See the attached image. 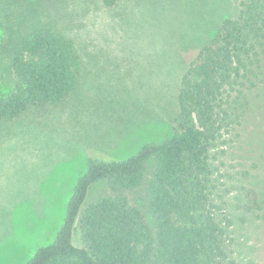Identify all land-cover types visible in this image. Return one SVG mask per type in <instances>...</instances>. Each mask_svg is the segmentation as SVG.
I'll return each mask as SVG.
<instances>
[{
	"label": "rangeland",
	"instance_id": "374dc122",
	"mask_svg": "<svg viewBox=\"0 0 264 264\" xmlns=\"http://www.w3.org/2000/svg\"><path fill=\"white\" fill-rule=\"evenodd\" d=\"M47 1L0 0V94L13 89L7 46L30 22V11L50 9L76 41L83 68L63 105L0 123V264H24L54 240L90 157L125 158L171 134L187 64L224 19L238 15L240 3L117 0L107 7L101 0H54L51 7ZM255 122L213 155L236 264H264V166L247 138ZM244 187L256 191L260 210L242 208ZM102 192V185L94 187L90 200ZM126 194L148 213L145 185Z\"/></svg>",
	"mask_w": 264,
	"mask_h": 264
},
{
	"label": "trees",
	"instance_id": "16d2710c",
	"mask_svg": "<svg viewBox=\"0 0 264 264\" xmlns=\"http://www.w3.org/2000/svg\"><path fill=\"white\" fill-rule=\"evenodd\" d=\"M30 16L7 46L13 89L0 94V123L63 105L80 82L82 55L61 21L50 9ZM176 99L162 141L125 158L87 160L54 240L24 264H236L213 155L253 120L248 143L264 166V0H240L238 15L224 19L187 64ZM98 185L103 192L90 200ZM144 185L148 213L126 194ZM243 191L242 208L260 210L256 191Z\"/></svg>",
	"mask_w": 264,
	"mask_h": 264
}]
</instances>
